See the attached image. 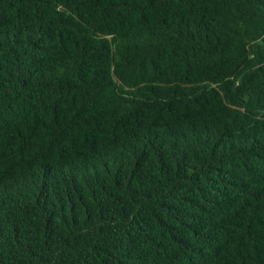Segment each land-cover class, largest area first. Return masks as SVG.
<instances>
[{
    "label": "trees",
    "instance_id": "trees-1",
    "mask_svg": "<svg viewBox=\"0 0 264 264\" xmlns=\"http://www.w3.org/2000/svg\"><path fill=\"white\" fill-rule=\"evenodd\" d=\"M0 264H264V0H0Z\"/></svg>",
    "mask_w": 264,
    "mask_h": 264
}]
</instances>
